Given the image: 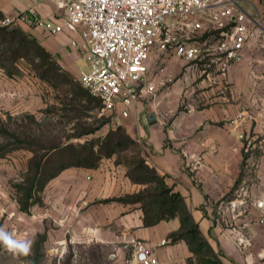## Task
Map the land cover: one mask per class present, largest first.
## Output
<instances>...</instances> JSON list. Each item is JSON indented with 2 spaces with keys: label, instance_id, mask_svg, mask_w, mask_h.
Here are the masks:
<instances>
[{
  "label": "crops",
  "instance_id": "1",
  "mask_svg": "<svg viewBox=\"0 0 264 264\" xmlns=\"http://www.w3.org/2000/svg\"><path fill=\"white\" fill-rule=\"evenodd\" d=\"M239 4L259 22L240 57L186 61L169 54L160 57L161 62L154 59L164 66L153 79L158 88L155 99L136 103L130 115L116 117L115 124L124 126L143 144L147 163L182 195L223 264H264L262 147L256 180H250L244 170L251 158V154L244 155L250 139L264 134V41L260 37L264 33V0H239ZM0 10L36 37L62 66L75 70L79 55L70 45L75 34L65 31L50 37L28 21L36 16L54 17L56 5L44 0H0ZM22 14L25 20L18 18ZM17 98L25 109L32 108V97ZM0 99L10 101L9 97ZM21 151L25 158L30 157L26 150L16 152ZM144 187L132 182L126 167L113 156L103 159L97 168L62 170L45 187L43 205H35L29 212L32 218L16 201L12 213L27 215L26 228L34 239L39 233L46 234L47 255L60 248L64 253L68 247H81L90 264H122L125 258L138 261L144 257L133 246L143 242L163 264H190V260L197 264L186 240L172 239L181 228L179 217L146 226L140 203L102 202ZM6 191H1V201L9 197ZM33 220L38 226L34 232ZM163 240L167 242L161 244Z\"/></svg>",
  "mask_w": 264,
  "mask_h": 264
},
{
  "label": "built area",
  "instance_id": "2",
  "mask_svg": "<svg viewBox=\"0 0 264 264\" xmlns=\"http://www.w3.org/2000/svg\"><path fill=\"white\" fill-rule=\"evenodd\" d=\"M44 1L56 5L58 14L36 16L29 24L50 37L77 33L70 45L89 64L87 71L78 70L79 81L100 97L101 113L115 118H127L133 105L155 99L158 88L150 78L153 59L171 54L186 61L210 56L233 60L241 56L259 25L239 0ZM18 18L25 20L26 15ZM11 22L6 18L0 24ZM260 37L264 41L263 32ZM133 246L144 257L125 258L122 264H163L145 243Z\"/></svg>",
  "mask_w": 264,
  "mask_h": 264
},
{
  "label": "trees",
  "instance_id": "3",
  "mask_svg": "<svg viewBox=\"0 0 264 264\" xmlns=\"http://www.w3.org/2000/svg\"><path fill=\"white\" fill-rule=\"evenodd\" d=\"M5 19L6 16L0 10V21ZM22 58L42 81L53 88L58 89L64 84H71L73 88L69 93L70 97L60 101L63 112L58 115L60 121H51L57 114L56 111H52L54 115L49 118L50 120L43 121H37L34 115L28 114L27 123H15L13 128L0 120V137L5 139L0 141V158L17 150H28L32 153L22 179L13 183L20 210L29 213L34 205L43 204L42 193L45 187L62 170L69 167L97 168L103 159L118 155L121 163L126 166V174L132 182L145 187L137 193L102 202L140 203L144 210L146 226L179 217L181 228L179 232L172 234V239L186 240L197 259V264H223L219 255L201 233L182 195L166 183L165 175H161L154 166L147 163L143 144L133 138L124 126H112L103 136L88 137L109 121L104 115L96 120L97 125L94 122L81 121L82 118L93 117L95 110L101 113L103 104L100 97L93 95L81 83L71 79V73L63 69L54 54L36 37L13 22L0 24V67H7L5 63L7 60L17 62ZM8 73L12 75L13 72ZM69 112L75 114L71 115ZM74 120L72 133L66 136L64 141L62 131L58 129L59 125L64 129ZM244 155L246 158L247 153ZM238 185L239 180L229 197ZM45 240L46 234L39 233L32 243L31 264H42L45 256ZM190 264H193L192 260Z\"/></svg>",
  "mask_w": 264,
  "mask_h": 264
},
{
  "label": "rangeland",
  "instance_id": "4",
  "mask_svg": "<svg viewBox=\"0 0 264 264\" xmlns=\"http://www.w3.org/2000/svg\"><path fill=\"white\" fill-rule=\"evenodd\" d=\"M75 36L73 38L78 39L77 33H74ZM164 58H168L169 54L161 55ZM160 61V60H159ZM2 62V61H1ZM161 62V61H160ZM7 67H0V97H9L10 101H5L0 99V120L8 123L10 128H13L15 123H27L26 116L28 114L34 115L37 121H43L45 119H51L54 115L52 111H56L57 114L54 115V119L52 122L60 121L61 118L58 116L62 114L61 111V99H67L70 97L71 89L73 85L64 84L58 89L53 88L48 83L42 81L27 65V62L24 58L20 59L17 62H13L11 60H7L5 62ZM75 70H68L65 66H62L64 70L69 71L72 75L71 79L81 83L78 78V70L87 71L89 69V64L83 56L76 57L74 60ZM160 64L157 63L154 59L150 65V78L153 80L155 76L160 73L159 71ZM164 67V66H163ZM8 72H13L12 75ZM82 85V83H81ZM25 97L27 100L32 97V108L25 109L22 101L17 98L18 96ZM40 97V101L38 99ZM3 100V101H2ZM79 113V111H78ZM93 117L91 118H82L81 121H86L87 123H95L96 120L104 115L109 118V121L106 125L100 128L95 134L89 135L88 137L94 136H103L108 130L113 126L116 127L115 124L116 118L110 114L100 113L98 110H95ZM69 114L73 115L75 112ZM60 118V120H59ZM49 119V120H50ZM50 122V121H48ZM63 122V121H62ZM75 123V120L69 123L64 127L59 125V130H61L64 141L66 140V136L72 133L71 127ZM34 126L33 124H31ZM5 140L3 137H0V141ZM76 141H82L83 139H75ZM250 147L247 155L251 154L250 162L244 167L247 176L250 175V180H256L255 171L258 166V157L262 150H264V134L259 135L256 134L255 138L250 139ZM247 143V142H246ZM248 144V143H247ZM262 147V148H261ZM262 150H261V149ZM18 151V150H17ZM28 151V150H26ZM30 153V157L32 153ZM116 156L117 160L121 163L118 155ZM26 154L24 152H12L8 156L4 158H0V193L1 191H6L8 193V198L4 199V201L0 200V227L4 228L6 231L14 234V237L20 240L29 241L32 243L35 241L34 233H30V229L26 228V225L29 224L25 217L27 215L21 214V216L12 213V203L17 201V193L15 188L13 187V183L16 181H20L22 179V174L27 169V164L29 158H25ZM106 159V158H105ZM4 164V165H3ZM126 167L124 164H122ZM127 171V168H126ZM43 195V193H42ZM258 201L256 200L255 206L258 207ZM15 202V203H16ZM19 204V203H18ZM38 206H41L37 204ZM35 205L32 207L34 208ZM30 218L31 215L29 213ZM33 232L37 230V225L33 220ZM45 256L43 258L42 264H90V259L86 254L85 250L81 247H68L67 250H63L60 248L58 251H54V254L48 253L46 254V247L44 246ZM0 264H31V252L28 256L23 255H14L13 253L7 251L3 245H0Z\"/></svg>",
  "mask_w": 264,
  "mask_h": 264
},
{
  "label": "clouds",
  "instance_id": "5",
  "mask_svg": "<svg viewBox=\"0 0 264 264\" xmlns=\"http://www.w3.org/2000/svg\"><path fill=\"white\" fill-rule=\"evenodd\" d=\"M0 245L14 255L28 256L31 252V242L20 240L14 234L0 227Z\"/></svg>",
  "mask_w": 264,
  "mask_h": 264
}]
</instances>
